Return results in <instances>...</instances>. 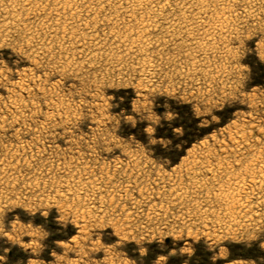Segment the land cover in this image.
I'll use <instances>...</instances> for the list:
<instances>
[{
    "label": "rangeland",
    "instance_id": "obj_1",
    "mask_svg": "<svg viewBox=\"0 0 264 264\" xmlns=\"http://www.w3.org/2000/svg\"><path fill=\"white\" fill-rule=\"evenodd\" d=\"M148 1L0 0V65L9 69L0 68V207L23 211L31 225L14 216L23 230L0 236L3 264H62L61 255L63 264H84L75 249L85 251L86 226L98 216L115 217L117 231L142 239L141 253H157V261L167 252L180 264H264V0ZM245 70L251 91L235 102ZM180 88L205 105L227 92L234 102L216 110L231 118L198 124L211 131L187 149L177 145V174L155 186L137 181L138 164L126 176L122 157L110 168L87 158L78 141L61 143L82 101L99 111ZM129 199L140 209L135 218L123 213L133 211ZM50 206L56 227L33 236L34 220L46 219L36 210ZM63 245L75 249L58 252ZM45 252L47 261L34 259ZM102 264L129 260L109 254Z\"/></svg>",
    "mask_w": 264,
    "mask_h": 264
},
{
    "label": "snow or ice",
    "instance_id": "obj_2",
    "mask_svg": "<svg viewBox=\"0 0 264 264\" xmlns=\"http://www.w3.org/2000/svg\"><path fill=\"white\" fill-rule=\"evenodd\" d=\"M0 47L4 46L0 45ZM239 55L240 53L236 57L237 62H239ZM17 57L21 60L24 59L22 53H17ZM0 68L5 72L9 70L5 65H0ZM247 77L248 72L245 70L241 73L235 90V102L239 101L243 93L251 91L252 85L247 83ZM183 91L184 89L180 88L175 92L158 94L153 90L140 95L135 104L132 103L131 97H125L123 101L119 99L110 101L106 107L99 111L89 108L82 101L81 115L76 117L75 122L69 121L61 128V131L70 130L71 132V135H66L61 139V143L64 144L69 140L78 141L80 145L78 150L83 152L87 158L107 159L110 168L113 166L112 158L122 157L123 160L129 162L130 166L125 169L122 163L119 165L126 176H130L131 169H134L138 164L143 172L138 175L137 181L141 184L147 182V184L155 186L161 182V177L169 178L168 172H172L173 176L177 174L173 171V165L178 164L179 157L184 155V151H176L177 145H182L187 149L194 140L198 141L205 131H211V127L198 128V124H211L212 127H215L217 118L222 120L231 118L230 113L216 110L221 104L226 106L234 102L227 92L216 105H205L195 96H181ZM119 95L122 96L123 93ZM164 96H167V100L163 98ZM245 103L249 102L245 100ZM165 104L167 107H158V105ZM197 104H199L198 108ZM100 120H103V124L99 122ZM56 136L59 138V133H56ZM260 136L264 140V126L260 130ZM68 146L73 147L74 145L69 144ZM108 153L110 155H107ZM118 177L119 173L109 182L110 185L115 183ZM121 183H123L122 180ZM129 188L135 191L132 185H129ZM127 203L128 208L133 211L128 212V209H124L123 213L135 218V212L140 209L134 199H129ZM12 207L7 204L0 207V236L8 239H13L23 230L20 221L14 220V216L19 215L24 224L31 227L28 225L24 212H13ZM36 211L46 219L37 218L34 220V223L39 227L32 232V235L43 237L47 231L56 227L58 210L55 206H50ZM114 211L121 212L120 209ZM27 212L32 213V209H27ZM118 227L115 217L109 219L104 216L103 219H100L98 216L95 221H90L86 226L83 240L88 242L85 244L83 253H79V250L75 249V245L71 248L68 245H63L58 247L57 251H73L75 249L76 259L83 261L84 264H92V257H95L97 264H102V258L107 259L109 254L125 253L129 264H180V261L170 259L167 252L159 254L161 256L159 261L156 258L157 253L150 251L147 254H142L141 248L144 247V241L131 235H125L123 231H117ZM87 233H91L95 242L89 238ZM97 237H102V239H95ZM260 240H264V227L261 228ZM254 243L258 244L259 241H254ZM134 245L138 247H134ZM36 251L39 252L40 249ZM34 259L47 261L49 255L45 252L42 256H35ZM60 259L63 264V255ZM0 264H3L2 255H0ZM205 264H207V260Z\"/></svg>",
    "mask_w": 264,
    "mask_h": 264
},
{
    "label": "bare ground",
    "instance_id": "obj_3",
    "mask_svg": "<svg viewBox=\"0 0 264 264\" xmlns=\"http://www.w3.org/2000/svg\"><path fill=\"white\" fill-rule=\"evenodd\" d=\"M55 1H57V0H55ZM81 1V0H80ZM99 1V0H98ZM131 1V0H130ZM137 1V0H136ZM148 1V0H147ZM188 1V0H187ZM205 1V0H204ZM117 2V1H116ZM140 1H138V3H139ZM144 2V1H143ZM149 2V1H148ZM207 2V1H206ZM137 3V2H136ZM198 3H200V2H198ZM67 4V3H66ZM83 4V3H82ZM206 4V3H205ZM209 4V3H208ZM213 4V3H212ZM133 5V4H132ZM134 5H136L135 3H134ZM164 5V4H163ZM202 5V4H201ZM204 5V4H203ZM165 6V5H164ZM141 7V6H140ZM203 7V6H202ZM207 7V6H206ZM138 8V7H137ZM161 8V7H160ZM164 9V8H163ZM144 10V9H143ZM134 46V45H133ZM241 148V147H240ZM263 168V167H262ZM254 182V181H253ZM255 182H256V180H255ZM256 184V183H255ZM257 185V184H256ZM254 189V188H253ZM258 189V188H257Z\"/></svg>",
    "mask_w": 264,
    "mask_h": 264
}]
</instances>
